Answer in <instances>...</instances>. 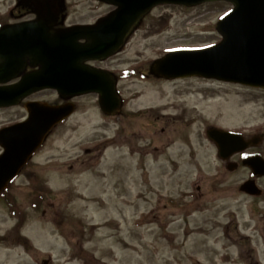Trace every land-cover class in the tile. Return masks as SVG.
Here are the masks:
<instances>
[{"label":"rangeland","instance_id":"obj_1","mask_svg":"<svg viewBox=\"0 0 264 264\" xmlns=\"http://www.w3.org/2000/svg\"><path fill=\"white\" fill-rule=\"evenodd\" d=\"M73 2L77 20L96 11L88 10L92 0ZM12 4L0 0V24L12 22ZM229 9L222 2L157 6L108 65L145 71L167 51L211 46ZM117 89L119 116L104 115L95 94L73 99L76 111L26 170L42 172L49 192L41 202L32 200L26 174L11 188L22 220L0 202V234L15 224L12 241L0 237V264H264V244L232 245L236 222L238 232L254 235L238 192L245 173L228 171L205 134L208 126L264 132V89L139 74ZM42 97L56 99L50 90ZM14 111L23 114L0 110V124Z\"/></svg>","mask_w":264,"mask_h":264},{"label":"water","instance_id":"obj_2","mask_svg":"<svg viewBox=\"0 0 264 264\" xmlns=\"http://www.w3.org/2000/svg\"><path fill=\"white\" fill-rule=\"evenodd\" d=\"M115 6L94 25H75L55 31L52 26L61 3L55 9L42 8L44 16L32 21L0 27V107L18 104L31 93L55 89L67 99L97 93L100 109L107 115L119 114L122 106L115 89V78L108 72L84 65L85 60H101L118 52L129 34L155 6L175 4L195 6L219 0H101ZM233 9L215 24L221 40L201 49L174 50L156 59L150 71L166 79L199 76L264 88V0H225ZM46 4L48 0H35ZM85 38L84 43L77 40ZM29 61L39 69L23 74L16 82L2 85L19 76ZM29 116L0 130V191L41 145L50 129L70 115L72 103L50 106L25 104ZM221 158L249 144L233 132L210 127L206 131ZM254 174L264 175V160L253 157L244 162ZM242 190L256 193L253 182Z\"/></svg>","mask_w":264,"mask_h":264},{"label":"flooded vegetation","instance_id":"obj_3","mask_svg":"<svg viewBox=\"0 0 264 264\" xmlns=\"http://www.w3.org/2000/svg\"><path fill=\"white\" fill-rule=\"evenodd\" d=\"M60 1L61 3L59 5V8L56 14V20H55L54 25L52 26V29L55 31H59L65 27H69L75 24H93L100 17L105 16L113 8L111 5L104 3L102 1L92 0L94 2V5L93 4L91 5V7H93L92 9L91 7L88 8L89 11L96 10L94 13H97L99 9V5L106 6L108 9L98 15L94 13L92 14L89 12L88 16H81V19H84V20H77L79 17L77 18L75 16V13L73 12H75V6H77L78 3L76 2L71 3V0H60ZM222 3H227V2L223 1ZM227 4L231 6L229 3ZM43 7L48 8L50 11L55 9L53 0H48L46 4L36 3L35 0H13V4L10 7L9 16L13 22H17L21 20H24V21L33 20L35 18H39L45 15L42 11ZM114 56H117V54ZM114 56L108 57L101 61H89L87 62V64H90L92 66H95L101 69L112 70V67H110L108 64H109V60ZM37 68H38L37 65L32 66L30 62L27 61L26 66L22 71V74L26 72L34 71ZM114 74L116 76V79L118 80L121 73L115 72ZM46 91H49V90L43 89V90L36 91L30 94L28 97H26L22 101H20L19 104L15 106L0 108V110H3V111L9 110V109H17L19 112L23 113L22 115H19L15 111L13 112V114L10 113L12 117L8 120L3 121V123L0 124V128L5 125L24 120L27 116V112L24 108V105L28 102L46 101L54 105L65 102L61 97H59L56 94V92H55L56 99L47 100L43 98L42 95ZM50 91H53V90H50ZM260 133L261 134L259 135H261V137L263 138V140L260 143H256V141H252V144H254L253 146L247 147L244 150L234 153L233 155H231V157L227 161L223 162L225 168L228 171L237 172L241 170L245 173V178L241 180L240 184L238 185V192L242 194L241 196L246 197L243 199V203H249L247 207H248V212L250 215L248 219L246 220V223H248L247 229L249 231L251 230V233L254 234V235L242 234L241 232H238L240 230L238 228V223L236 222L235 227H234V233L236 234V236L233 237V240H234V242H232L233 246H236L237 244L240 245V241H243L244 244L250 243L251 245L252 240L256 241L257 243L264 244V176H255L253 175V173L251 172L249 168L243 166V161L246 160V158H249L255 155H260L264 157V149H262L261 147L264 142V132H260ZM1 151H2V148L0 147V153ZM230 161L232 164H230ZM229 166H231V168L233 169L229 170L228 169ZM30 168H32V164H28L23 169H21V172L19 173L17 179L19 177H23L25 174L27 178L30 180L32 178L37 179V176L35 175V173H26V170H30ZM34 171H35V168H34ZM245 180L254 181L256 189H257L256 191L259 192L258 195H249L240 190V185ZM11 188L12 186L10 185L9 187H7V189L3 190L0 193V201L9 203L10 201L15 200V196L11 193ZM43 193L44 191L41 187L39 194L42 195ZM204 196L205 198H207L206 195ZM4 206H5L6 212L13 218L12 214L14 213L11 210H9V208L6 205ZM250 222H254V223L249 226ZM14 226L15 224L11 226L12 228H9L3 234H0L1 241H6V240L12 241L13 240L14 230L12 229ZM227 229L228 228L226 226L224 229V232H227ZM250 237H253V239H251Z\"/></svg>","mask_w":264,"mask_h":264}]
</instances>
